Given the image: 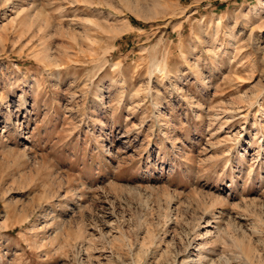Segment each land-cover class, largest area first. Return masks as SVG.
<instances>
[{"label": "rangeland", "instance_id": "1", "mask_svg": "<svg viewBox=\"0 0 264 264\" xmlns=\"http://www.w3.org/2000/svg\"><path fill=\"white\" fill-rule=\"evenodd\" d=\"M0 264H264V0H0Z\"/></svg>", "mask_w": 264, "mask_h": 264}]
</instances>
